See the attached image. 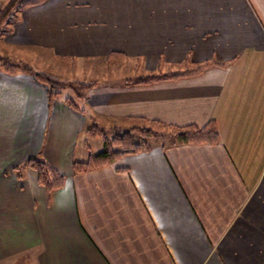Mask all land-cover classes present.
<instances>
[{
  "label": "crops",
  "instance_id": "0c3cea01",
  "mask_svg": "<svg viewBox=\"0 0 264 264\" xmlns=\"http://www.w3.org/2000/svg\"><path fill=\"white\" fill-rule=\"evenodd\" d=\"M13 29L47 63L70 59L69 73L92 72L112 51L163 65L161 75L186 71V60L208 67L98 83L79 111L30 75L0 72V264H264V0H51ZM139 32L141 44L121 40ZM148 121L214 122L219 141L73 171L102 151L86 128L111 134ZM33 159L65 177L61 189L47 194L34 170L20 169Z\"/></svg>",
  "mask_w": 264,
  "mask_h": 264
},
{
  "label": "rangeland",
  "instance_id": "374dc122",
  "mask_svg": "<svg viewBox=\"0 0 264 264\" xmlns=\"http://www.w3.org/2000/svg\"><path fill=\"white\" fill-rule=\"evenodd\" d=\"M10 2L11 0H0V61L6 62L7 64L10 63V64L17 65L20 67H25L27 72L19 71V72H15V74H10V73L0 70L1 73L10 75V76H14L17 74H27V75H30L33 79H35L37 82H39L33 75L34 73H38L43 76L52 77L55 81L59 83H63L65 86L79 85L80 83H85V82L93 83L94 85L98 83L119 85L125 82H142V80H144L145 78H148V76H158V75L167 73L163 65H160V64L154 65L152 63L146 64L145 61H142L140 57L128 58L127 56H125V54H122L120 52H115V51H112L107 58H104L102 60H99V62H96L95 65L93 66L94 67L93 71L89 73L87 71L85 72V75L83 74V72L79 70L75 72H71V73L67 72L63 68V62L65 63L64 65H69V66H71L72 62L70 59L63 57V56H60L58 58L54 56V62L52 64H49L47 63V60H46L47 58L48 59L50 58V56L47 55L48 52H45L43 48L38 49L34 47L35 44L33 43L27 44V45L26 43L21 44V42L23 41L21 38L23 36L14 34L13 27L21 21V15L24 11H26L27 9L33 8V7L42 6L47 2H51V0H43L42 2L34 6L25 7L24 9H21L19 11H17L18 9H15V7L14 8L9 7ZM127 8L129 7L127 6L119 7L118 6L114 8V10H117V11L125 10ZM107 9L110 10V8H107ZM4 11L6 12L4 14L5 16L3 15ZM108 16L106 18L104 16L103 18L102 17L101 18L105 20V22L110 26L112 24L111 17H108ZM8 19L9 21H7ZM133 24H134V27H139L138 29H142V25L140 23L134 22ZM121 25L122 26H120V22H118V27L116 28H118L119 30H121L120 28H123V31H125V33L127 29H131L130 25L128 26H126V24H121ZM111 29L112 30L115 29V26ZM141 34H142L141 32L136 33V36H135L136 38L134 39L123 38L121 40L127 43L129 42L132 44L133 43L141 44V41H144V40H141V38L137 39V37H139ZM113 40H114L113 38H106L107 43L105 44H111ZM149 42L151 41H148V43ZM44 86L46 87V85ZM74 92L72 91L67 92V90H64V94L68 93L69 98L73 100L78 106L80 102V100L79 99L77 100L76 98L78 90L75 89ZM88 92L89 91H87L86 93L85 90L82 89L81 93L82 95H84L81 99V101L83 100L82 102H84L85 99L87 98ZM142 123L143 122H140L141 125L132 127V128L140 130L138 131V134L135 135V137H137L138 135L141 136L142 134L140 133L142 132L141 129L148 128L149 130H151V132H153V134L155 133V136L150 140L151 148L149 150L157 146H163V145L170 146L171 145V142L173 140L172 137L174 136L173 133H175L176 131L174 132L171 130V132H169V130L166 129L168 128L169 125L162 124V123L155 122V121H148L145 124H142ZM171 127H174V126H171ZM89 128L91 129L95 128L96 130L103 132L104 134H106L108 138L114 137L117 133L122 134L132 129V128H129L127 131H121L117 133L112 132L110 134L109 132L97 126H91ZM89 128H86V130ZM176 128H180V127H176ZM95 134L96 133H93V132L91 133L86 132V136L89 141L92 142L93 140H97L96 142L92 143L93 150L97 151L99 146H102V150H103V145L101 143L102 142L101 137L96 136ZM218 140H219V135H218ZM176 145L201 146V145L188 144V143L186 144L180 143ZM91 156H94V155H91ZM253 202H254V199H251L248 202L247 207H251L252 204L255 205ZM262 248H264V246ZM237 264H240V263H237Z\"/></svg>",
  "mask_w": 264,
  "mask_h": 264
},
{
  "label": "trees",
  "instance_id": "16d2710c",
  "mask_svg": "<svg viewBox=\"0 0 264 264\" xmlns=\"http://www.w3.org/2000/svg\"><path fill=\"white\" fill-rule=\"evenodd\" d=\"M43 0H11L9 7H15L18 9L17 11L24 9L25 7L34 6ZM6 12L4 11L3 15ZM5 16V15H4ZM9 21V19L7 20ZM223 66V64H219ZM183 66L186 68V71L178 74H166V75H158V76H148L142 80V83H151L157 82L160 80H167V79H175L178 77H186L194 74H199L202 72L206 67H195L194 69H189L193 67V65L186 60L183 62ZM0 70L15 74V72H27L25 67H20L13 64H7L6 62L0 61ZM34 77L41 82L42 84L46 85L47 87V97L48 99H57L59 96H62L63 101L67 106L70 108L79 111L77 104L69 98V94L65 93L64 90L67 92H74L75 89L78 90L77 93V100L82 99L84 95H82V89L85 92L90 91L95 85L93 83H80L79 85H67L65 86L63 83H59L55 81L52 77L43 76L38 73L33 74ZM72 87V88H71ZM75 93V92H74ZM73 93V94H74ZM64 95V96H63ZM169 132L176 131L174 136L172 137L171 145L176 144H196V145H215L218 143V133L217 128L214 122H209L202 128H196L194 126H186L180 128H174L168 126L166 128ZM142 133L141 136L138 135L137 129L132 128L130 131L124 132L122 134L117 133L114 137L108 138L106 134L103 132L94 129H87L85 132L87 133H96V136L101 137L103 150L94 156H90L89 159L84 163H74L73 164V171L75 173L87 171L93 168L104 166L112 161H115L119 158H122L126 155L137 154L140 152L148 151L150 146V140L155 136V133L151 132L148 128L141 129ZM167 133V132H166ZM143 139V140H142ZM21 168H30L37 173V179L39 185H41L47 194L59 190L62 188L65 177L59 173H57L47 162L40 160V159H33L26 163H24Z\"/></svg>",
  "mask_w": 264,
  "mask_h": 264
},
{
  "label": "bare ground",
  "instance_id": "6f19581e",
  "mask_svg": "<svg viewBox=\"0 0 264 264\" xmlns=\"http://www.w3.org/2000/svg\"><path fill=\"white\" fill-rule=\"evenodd\" d=\"M87 93V92H86Z\"/></svg>",
  "mask_w": 264,
  "mask_h": 264
}]
</instances>
